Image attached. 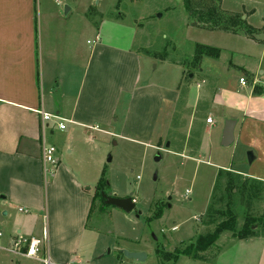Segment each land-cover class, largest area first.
I'll return each mask as SVG.
<instances>
[{"label":"rangeland","instance_id":"obj_1","mask_svg":"<svg viewBox=\"0 0 264 264\" xmlns=\"http://www.w3.org/2000/svg\"><path fill=\"white\" fill-rule=\"evenodd\" d=\"M198 1L211 3V0ZM38 2L41 19L45 17L43 22L53 19L62 25L78 26L81 61L93 43L91 33L83 31L84 25L88 21H94L96 25L104 15L136 25L137 43L141 40L137 51L146 56L140 58V83L176 84L179 80L176 66L181 68L180 72L185 71L179 99L174 108H168L170 114L166 118L161 115L151 139L141 142L93 132V136L86 140L85 130V133L73 132L71 140L54 142L58 150L55 155L71 165L80 179L87 181L84 188H91L94 196L76 262L160 264L155 257L157 248L167 251L182 248L226 219L216 210L207 213L210 205L214 209L226 210L229 204L235 215V231L223 230L218 234L214 243L201 253L207 261L216 259L220 251L238 239L237 232L245 225L252 223L255 234L264 233V185L250 181L252 177L221 170L229 168L247 172L250 167L247 154L251 150L237 141L221 145L223 110L217 106L208 108L203 100L197 111L195 106L191 109L185 106L188 83L197 91L206 86L211 89L212 86H229L242 92L251 87L252 78L256 79L255 90L264 86V0H219L221 10L239 16L246 26L257 31L251 37L195 26L190 23L182 0ZM65 7L69 12H64ZM196 44L218 48L219 57L203 56L199 66H193ZM190 72L194 73L192 78L187 76ZM239 77L247 79L248 83L242 86ZM166 109L164 106L163 111ZM206 115L213 119V124L206 125ZM199 125L201 127L196 132L200 134L201 147L197 149V135L193 131ZM116 126L111 132L119 131ZM54 136L61 139L62 134L56 130ZM235 176L248 178L242 179L245 180L243 187ZM101 178L106 195L130 196L135 202L134 209L125 212L105 204L94 190ZM228 184L232 194L227 190ZM4 211H0L3 218L0 219V264H42L39 260L41 254L28 257L9 250L11 238L18 235L16 229L22 226L24 218L21 213L12 218L11 209L5 211V215L2 214ZM173 226L177 228L172 229ZM19 235L25 234L21 231ZM125 251L142 252L145 257L137 261L126 257ZM181 256L179 264L194 260ZM163 264L170 262L165 260Z\"/></svg>","mask_w":264,"mask_h":264},{"label":"crops","instance_id":"obj_2","mask_svg":"<svg viewBox=\"0 0 264 264\" xmlns=\"http://www.w3.org/2000/svg\"><path fill=\"white\" fill-rule=\"evenodd\" d=\"M39 4L38 0H0V211L11 209L12 218L23 214L17 233H40L38 237L45 228L40 257H48L51 264H78L75 259L93 193L58 155L47 178L42 145L55 146L60 140H71L73 132L85 130L86 140L93 132L141 142L151 139L161 115L166 118L168 108L175 107L185 71L176 66L178 86L140 83V58L146 56L137 51L141 40L137 43L136 25L104 15L96 25L94 21L84 25L93 43L81 61L78 26L53 19L43 22ZM189 74L188 78L194 76ZM255 81L252 78L251 87L242 92L229 86L197 91L188 83L185 106L196 109L203 100L208 108L223 110L222 126L223 121L234 120L233 142L249 148L253 159L247 172L221 170L264 181V86L255 93ZM38 110L58 119L46 121L42 129ZM207 117L206 125L213 124L211 117L212 123L206 122ZM114 125L118 132H111ZM200 127L193 131L197 149ZM56 130L61 139L54 136ZM190 261L186 264H264V233L234 239L212 261Z\"/></svg>","mask_w":264,"mask_h":264},{"label":"trees","instance_id":"obj_3","mask_svg":"<svg viewBox=\"0 0 264 264\" xmlns=\"http://www.w3.org/2000/svg\"><path fill=\"white\" fill-rule=\"evenodd\" d=\"M182 3L190 23H194L195 26L202 25L210 30L229 32L232 34H244L248 37L253 36V34L257 32L256 30H254V28L246 26L239 16L227 14L225 13V11L221 10L219 8V0H211V3L209 5L205 4V2L203 1L198 0L197 2H194V0H182ZM219 55L220 50L218 48L204 44H196L195 54L192 59L193 66L198 67L203 56L218 58ZM255 89V93H258L259 90L257 91ZM231 178L233 179V176ZM235 178H237V180L241 183V187H243L245 184V180L242 179H248L241 178L240 176H235ZM249 180L258 183L261 186L264 185V181L262 180H257L254 178H250ZM231 189V186H229L228 184L227 190L230 194H232L233 192ZM94 190L95 193L99 195L100 198H102L100 194L101 192H104V180L102 178L97 183ZM93 198L90 210L92 208ZM215 210L218 213L226 216V219L219 221L217 224H215V227L212 230L198 235L195 241L186 243L182 248H174L172 251H167L164 248H157L155 251V257L157 258V260H159L158 263L163 264V262L167 260L170 262V264H174L178 257L181 255L190 257L195 260H208L207 257L201 255V253L207 250L214 243L218 234L223 230H230L231 232L235 231V215H233V213L231 212V207L229 206V204L226 210L214 209L212 208V205H210L207 213L212 214V211ZM157 214L158 213H156V215ZM251 226L252 223L248 224L247 226L245 225L242 230H238L237 238H246L254 235L255 230H253Z\"/></svg>","mask_w":264,"mask_h":264},{"label":"built area","instance_id":"obj_4","mask_svg":"<svg viewBox=\"0 0 264 264\" xmlns=\"http://www.w3.org/2000/svg\"><path fill=\"white\" fill-rule=\"evenodd\" d=\"M56 2H59V0H55ZM240 84H246L247 81L245 78L240 77L239 78ZM41 118V127L42 129L45 128V122L51 119H58L57 115H53L47 112H44L42 110L37 111ZM206 122L211 124L212 119L210 117L206 118ZM58 127L60 129L64 128V125L62 123H58ZM93 128H96L95 126ZM56 148L52 144H43L41 147V158L43 162V170L44 173H49L54 165L57 162V158L55 156L56 154ZM20 211H22V208H19ZM177 226H173L172 229H176ZM2 233L0 230V237ZM41 239L35 237V236H25V235H18L16 237L11 238V242L9 243V250L14 254H23L28 257L37 256L39 254L40 249L42 248L41 241H44L46 239V230L45 228L42 229ZM39 260L43 264H51L48 257L43 258L40 257ZM65 264H74L73 262H67Z\"/></svg>","mask_w":264,"mask_h":264},{"label":"water","instance_id":"obj_5","mask_svg":"<svg viewBox=\"0 0 264 264\" xmlns=\"http://www.w3.org/2000/svg\"><path fill=\"white\" fill-rule=\"evenodd\" d=\"M98 0H95L97 2ZM69 10L68 7L64 8V12L67 13ZM159 16V14H158ZM192 74H189L191 76ZM235 124L234 120L227 119L223 126V131L221 135V145L227 146L233 141V126ZM253 159L252 153L249 152L247 154V162L251 163ZM101 197L104 200L105 204L112 205L117 207L125 212H130L134 209L135 202L132 197H117L115 195L108 196L104 192H101ZM6 212L4 211L2 214L4 215ZM1 219V217H0ZM124 255L128 258L135 259L137 261H142L145 255L142 252H124Z\"/></svg>","mask_w":264,"mask_h":264}]
</instances>
